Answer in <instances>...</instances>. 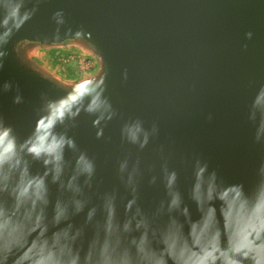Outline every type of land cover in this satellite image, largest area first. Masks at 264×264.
<instances>
[{"label": "water", "instance_id": "obj_1", "mask_svg": "<svg viewBox=\"0 0 264 264\" xmlns=\"http://www.w3.org/2000/svg\"><path fill=\"white\" fill-rule=\"evenodd\" d=\"M6 129L0 264H264V0H0Z\"/></svg>", "mask_w": 264, "mask_h": 264}, {"label": "rangeland", "instance_id": "obj_2", "mask_svg": "<svg viewBox=\"0 0 264 264\" xmlns=\"http://www.w3.org/2000/svg\"><path fill=\"white\" fill-rule=\"evenodd\" d=\"M77 59V61H80L81 63H83L82 65H83V67H84V63L86 62H89L91 65H92V63L89 61V60H81V59H79L76 55H67V56H60V57H58V63H60L61 64V69H65L66 67L65 66H68V65H71L70 64V61H72L73 59ZM84 70L83 68H80L79 66H75V68H74V72H72L71 73V75L73 76V75H75L77 72H78V70ZM81 71H80V74H81ZM84 71H87V70H84ZM84 73V72H83Z\"/></svg>", "mask_w": 264, "mask_h": 264}, {"label": "clouds", "instance_id": "obj_3", "mask_svg": "<svg viewBox=\"0 0 264 264\" xmlns=\"http://www.w3.org/2000/svg\"><path fill=\"white\" fill-rule=\"evenodd\" d=\"M248 35H249V37H251V33H249ZM16 102H19V98H17ZM10 131H11L10 129H6L3 132H0V139L8 138L9 134H10ZM7 143H8V146H10L12 148L15 147L14 138L13 139H8Z\"/></svg>", "mask_w": 264, "mask_h": 264}, {"label": "flooded vegetation", "instance_id": "obj_4", "mask_svg": "<svg viewBox=\"0 0 264 264\" xmlns=\"http://www.w3.org/2000/svg\"><path fill=\"white\" fill-rule=\"evenodd\" d=\"M70 64H72L74 67L76 66H79L80 68H83L84 70H92L93 69V66L89 63V62H85L84 63V67H83V63H81L80 61H77V59H73L72 61H70ZM84 70H82L81 71V74L83 73V72H85Z\"/></svg>", "mask_w": 264, "mask_h": 264}, {"label": "trees", "instance_id": "obj_5", "mask_svg": "<svg viewBox=\"0 0 264 264\" xmlns=\"http://www.w3.org/2000/svg\"><path fill=\"white\" fill-rule=\"evenodd\" d=\"M71 66H72L73 68H75L72 64H71Z\"/></svg>", "mask_w": 264, "mask_h": 264}]
</instances>
